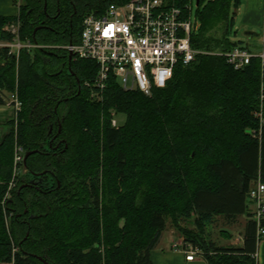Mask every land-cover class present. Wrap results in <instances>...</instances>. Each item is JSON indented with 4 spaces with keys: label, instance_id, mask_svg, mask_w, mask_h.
I'll return each instance as SVG.
<instances>
[{
    "label": "trees",
    "instance_id": "trees-1",
    "mask_svg": "<svg viewBox=\"0 0 264 264\" xmlns=\"http://www.w3.org/2000/svg\"><path fill=\"white\" fill-rule=\"evenodd\" d=\"M21 1L19 17H0L1 42L12 41L3 28L19 20L22 42L77 45L85 17L129 0ZM240 2L200 0L192 47L244 46L229 35ZM8 52H0V90L17 93L23 107L17 131L9 122L0 143V264H153L168 221L192 217L199 233L184 229L185 241L210 264H256L263 238L248 193L264 184L259 59L237 71L223 56L198 55L152 96L125 91L111 75L103 92L89 87L92 101L85 86L97 75L94 61L42 48L18 59ZM113 111L126 116L122 126L112 125ZM17 147L38 152L17 164ZM17 169L39 176L36 184ZM242 216V246L206 242V226Z\"/></svg>",
    "mask_w": 264,
    "mask_h": 264
},
{
    "label": "built area",
    "instance_id": "built-area-1",
    "mask_svg": "<svg viewBox=\"0 0 264 264\" xmlns=\"http://www.w3.org/2000/svg\"><path fill=\"white\" fill-rule=\"evenodd\" d=\"M195 0H129L125 4H112L103 14L85 17L82 23L80 43L69 45V54L82 60L94 61L98 72L94 83L87 84L105 90L111 75L125 91H139L152 96L155 89H163L172 80L177 66H188L198 55L215 54L223 56L227 64L235 70H243L257 58L261 62L262 84L260 87V106L264 109V50L252 52L244 46L235 47L224 53H210L195 50L191 35L200 28L194 14ZM198 7V6H197ZM20 21L6 25L3 30L11 35L10 44H5L9 54L19 56L24 49L36 47L20 38ZM15 121H18L22 102L17 93L12 95ZM112 125L118 127L116 116ZM25 152L16 149L15 162L22 163ZM248 200L252 219L258 225V236L264 238V184L255 182ZM177 245H175V248ZM204 255L193 247L187 252L186 260L194 261L196 256ZM257 257V256H256Z\"/></svg>",
    "mask_w": 264,
    "mask_h": 264
},
{
    "label": "rangeland",
    "instance_id": "rangeland-1",
    "mask_svg": "<svg viewBox=\"0 0 264 264\" xmlns=\"http://www.w3.org/2000/svg\"><path fill=\"white\" fill-rule=\"evenodd\" d=\"M23 1H21V4ZM197 3L195 0L194 3V14L197 10ZM231 16L234 18L233 26L230 30V39L232 42H242L245 47L250 49L252 52L259 53L263 48V32H264V0H241L240 4L236 7L235 4L232 5L231 8ZM215 30L211 32L214 34ZM247 33H250L249 35ZM219 36V35H217ZM11 42H1L0 41V52L3 48H6L5 44H10ZM69 46V45H67ZM67 46H48V45H36V47L31 48L30 50H35L37 48H42L50 51H67ZM68 52V51H67ZM220 53V52H216ZM69 54V53H68ZM70 55V54H69ZM8 56H11L8 53ZM14 56V55H12ZM3 57V58H2ZM16 59L19 56H14ZM5 55L0 57V64H4ZM89 85L86 84L85 88L88 91L89 99L95 101L92 97V91L89 89ZM88 88V89H87ZM15 93V92H14ZM7 90V88H3L0 90V102L9 105L11 104L12 95L14 94ZM112 114H116L115 111ZM116 120L120 126H122L126 121L125 115H117ZM18 122L16 121L15 128L17 127ZM10 131V130H9ZM17 128L15 129V132ZM24 162V160H23ZM15 175H18L21 178H25L30 180L31 178L27 175V171L24 169L15 170ZM12 187H10L11 189ZM251 212H253L254 208L250 207ZM248 222V218L246 216H242L238 219V221L234 224H228L225 219L218 218L213 225L206 226L204 237H206V242L211 244V246H238L237 240L241 236H244V230L246 223ZM176 225V224H175ZM168 227L174 229L181 235L183 238V230H187L189 232L199 233L198 224L196 219L192 217L189 221H183L176 225V228L172 221H168ZM171 235L168 230L164 233V245L165 247H170ZM193 246V245H192ZM199 248V247H198ZM200 249V248H199ZM13 264V263H12Z\"/></svg>",
    "mask_w": 264,
    "mask_h": 264
},
{
    "label": "crops",
    "instance_id": "crops-1",
    "mask_svg": "<svg viewBox=\"0 0 264 264\" xmlns=\"http://www.w3.org/2000/svg\"><path fill=\"white\" fill-rule=\"evenodd\" d=\"M20 1L21 0H0V17H19ZM14 114L15 111L12 106L6 104L0 105V143L9 133L10 126L8 125V123L15 120ZM166 230H168L171 235V238L169 239L170 247H165V245L163 244L164 233L166 232ZM166 230L162 233L157 247L151 253L153 264H210L204 257V255L196 256L194 261H187V252H189L190 249L193 248V246L190 243L186 242L185 238L179 235V233H177V231H175L174 229L167 226ZM236 243L238 247L242 246L244 244V236H241ZM175 245H177V248H175ZM256 264H264V238L259 245Z\"/></svg>",
    "mask_w": 264,
    "mask_h": 264
},
{
    "label": "water",
    "instance_id": "water-1",
    "mask_svg": "<svg viewBox=\"0 0 264 264\" xmlns=\"http://www.w3.org/2000/svg\"><path fill=\"white\" fill-rule=\"evenodd\" d=\"M196 3H197V6H199V4H200V0H196ZM38 29H39V28H37V29L35 30V34H36V32L38 31ZM247 34L249 35L250 33H247ZM73 57H74V54L71 53V54L69 55L70 60H72ZM37 152H38V151H32V152H27V153H25L24 164H26L27 159H28L32 154L37 153ZM45 264H48V263H45Z\"/></svg>",
    "mask_w": 264,
    "mask_h": 264
},
{
    "label": "flooded vegetation",
    "instance_id": "flooded-vegetation-1",
    "mask_svg": "<svg viewBox=\"0 0 264 264\" xmlns=\"http://www.w3.org/2000/svg\"><path fill=\"white\" fill-rule=\"evenodd\" d=\"M25 157V156H24ZM38 178H39V176H33L32 175V178L30 179V182L32 183V184H36V180H38ZM45 264V263H44Z\"/></svg>",
    "mask_w": 264,
    "mask_h": 264
}]
</instances>
